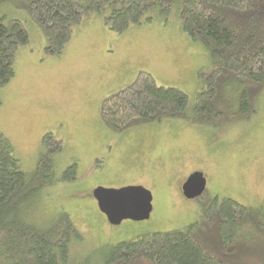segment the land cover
Masks as SVG:
<instances>
[{"label": "rangeland", "instance_id": "1", "mask_svg": "<svg viewBox=\"0 0 264 264\" xmlns=\"http://www.w3.org/2000/svg\"><path fill=\"white\" fill-rule=\"evenodd\" d=\"M2 6L9 18L12 3ZM13 12L22 16L30 41L18 50L14 76L0 88V130L26 171L36 166L44 134L63 139L54 156L55 181L41 201L50 212L67 211L82 232L72 248L76 264H105L110 244L183 228L215 197L264 207V91L249 120L222 126L168 117L114 131L100 116L104 96L132 82L140 70L185 91L192 110L196 93L205 87L199 70H210L213 61L182 29L175 7L169 15L151 13L150 20L143 17L123 32L91 12L55 56L46 53L42 29L28 13ZM73 163L76 177L63 180ZM194 171L204 174L206 186L200 195L186 197L182 185ZM127 185L151 191L150 216L112 224L93 190Z\"/></svg>", "mask_w": 264, "mask_h": 264}, {"label": "trees", "instance_id": "2", "mask_svg": "<svg viewBox=\"0 0 264 264\" xmlns=\"http://www.w3.org/2000/svg\"><path fill=\"white\" fill-rule=\"evenodd\" d=\"M6 2L13 5L9 18L2 12ZM174 7L182 29L213 61L210 70H199L205 87L196 93L192 110L185 91L161 85L151 72L140 70L132 82L104 96L103 122L122 131L168 117L214 126L249 120L264 91V0H0V88L14 76L18 50L30 41L22 16L13 9L27 12L41 27L45 51L55 56L91 12L123 32L143 17L150 20L151 13L169 15ZM41 143L36 166L26 171L0 130V264L78 262L72 248L82 232L67 211L50 212L41 201L45 187L55 181L54 156L64 142L48 132ZM76 175L73 163L62 179ZM106 257L105 264H264V207L215 197L185 227L110 244Z\"/></svg>", "mask_w": 264, "mask_h": 264}, {"label": "water", "instance_id": "3", "mask_svg": "<svg viewBox=\"0 0 264 264\" xmlns=\"http://www.w3.org/2000/svg\"><path fill=\"white\" fill-rule=\"evenodd\" d=\"M205 186L204 174L201 171H194L183 182V193L187 197H195L204 191ZM93 194L100 209L112 223H119L124 218H148L152 210V193L143 185L118 188L97 186Z\"/></svg>", "mask_w": 264, "mask_h": 264}, {"label": "flooded vegetation", "instance_id": "4", "mask_svg": "<svg viewBox=\"0 0 264 264\" xmlns=\"http://www.w3.org/2000/svg\"><path fill=\"white\" fill-rule=\"evenodd\" d=\"M187 197V196H186ZM107 216V215H106ZM108 218V217H107ZM112 223V222H111ZM112 224H114V223H112ZM116 224V223H115Z\"/></svg>", "mask_w": 264, "mask_h": 264}]
</instances>
